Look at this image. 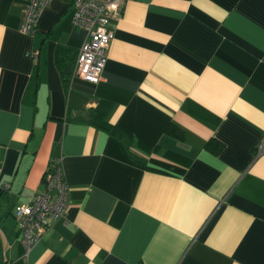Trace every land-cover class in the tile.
Listing matches in <instances>:
<instances>
[{"label": "crops", "instance_id": "0c3cea01", "mask_svg": "<svg viewBox=\"0 0 264 264\" xmlns=\"http://www.w3.org/2000/svg\"><path fill=\"white\" fill-rule=\"evenodd\" d=\"M23 10L0 0V264H264V0H122L96 82L61 72L87 38L69 0L33 35ZM55 156L68 206L25 251L14 208Z\"/></svg>", "mask_w": 264, "mask_h": 264}, {"label": "built area", "instance_id": "2783aa9c", "mask_svg": "<svg viewBox=\"0 0 264 264\" xmlns=\"http://www.w3.org/2000/svg\"><path fill=\"white\" fill-rule=\"evenodd\" d=\"M51 0H24L20 30L33 35L42 9ZM72 5L71 22L87 32V38L78 47L71 76H78L90 82L102 77L106 61V48L112 37L108 28L110 19L119 15L122 0H69ZM30 54L36 56L33 48ZM264 150V134L258 141L255 152ZM2 182V188L8 187ZM69 185L60 156L51 157L42 176V187L31 194L27 202L14 208L15 227L19 241L27 251L38 241L49 226V221L64 217L69 200Z\"/></svg>", "mask_w": 264, "mask_h": 264}, {"label": "trees", "instance_id": "16d2710c", "mask_svg": "<svg viewBox=\"0 0 264 264\" xmlns=\"http://www.w3.org/2000/svg\"><path fill=\"white\" fill-rule=\"evenodd\" d=\"M77 53V51H76ZM75 53V55H76ZM74 54H70L67 52L66 48H59L57 52V58L59 60V65L61 66V72L65 76H71L72 67L70 68L69 63H61L62 60H65V56L72 57ZM76 57V56H75ZM74 58V56H73ZM73 66V65H72ZM110 107V103L108 101L99 100L96 107H94L91 111L90 122L97 125L98 127L108 131L110 134L115 136H120L125 134V131L118 124L110 123L106 119L107 110ZM165 133L172 134L174 136H180L182 130L176 126L173 122H169L165 127ZM151 148V147H149ZM216 149H218V144L216 145ZM214 149V150H216Z\"/></svg>", "mask_w": 264, "mask_h": 264}]
</instances>
